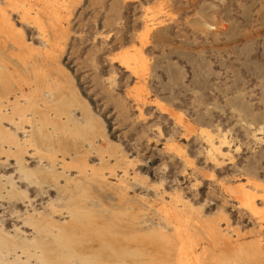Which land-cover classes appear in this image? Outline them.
I'll return each mask as SVG.
<instances>
[{
  "label": "rangeland",
  "instance_id": "1",
  "mask_svg": "<svg viewBox=\"0 0 264 264\" xmlns=\"http://www.w3.org/2000/svg\"><path fill=\"white\" fill-rule=\"evenodd\" d=\"M0 10L27 44L0 33L13 91L21 77L49 83L61 126H83L91 114L109 143L90 145L65 125L41 152L27 148V176L17 148L0 140V238L30 244L39 238L30 220H44L114 264H179L183 246L200 264H264V0H0ZM59 78L82 105L65 103ZM208 131L216 145L225 141L218 156ZM77 208L89 222L69 223ZM100 238L141 256L121 263Z\"/></svg>",
  "mask_w": 264,
  "mask_h": 264
},
{
  "label": "bare ground",
  "instance_id": "2",
  "mask_svg": "<svg viewBox=\"0 0 264 264\" xmlns=\"http://www.w3.org/2000/svg\"><path fill=\"white\" fill-rule=\"evenodd\" d=\"M28 8H29V6H28ZM30 12H31V8L29 11V9L25 8V6H24L23 17L28 18L30 20L29 17H30V14H32ZM4 13H3L2 17H0V19H1L0 20V33L4 34V36H5L4 38L11 37V39L13 40L14 43H16L18 45H22L23 48H26V47H24V46H27L24 34L21 31L16 29L15 23L11 20V17L8 16L9 14L6 15ZM32 18H33L32 20H34L33 22H36L39 25L42 24V21L40 20L39 15L36 14ZM28 19H26V20H28ZM5 43H4V40L2 42L0 39V55L2 53V49H4L3 46H5ZM139 55H140V57L136 59L137 62H141L144 59L143 55L141 56V51H139ZM25 58H23L24 64H26ZM6 73H8L10 76L12 74V72L9 71V68L6 66L5 60L2 57H0V140H2L3 142L4 141L7 142V144L9 143L8 146H10V144H11L12 147L14 145L17 148L16 155L18 157V162L21 166L20 169L23 172H25L27 176H29L30 173L28 172V170H26V166L23 163L24 155L26 154V152L28 150L27 148L28 147H35V149L38 152H41L42 149H41V147H39V143H41V142L45 143L47 141L51 142L52 141L51 139L56 138L57 133H59V131H61V129L65 128V125L67 127V130H68L69 126H70V128H75V127H71V125H69V124L68 125L65 124V125L61 126L62 124H64V122L61 123L59 116L63 113V110L60 108V105L57 106V104L54 105V103H52V102H54V98H52V99L49 98V97L53 96V93H54L53 89H52L53 87H51V85L49 83L45 82V83L40 84V85H39V83H37V84L35 83L36 85L35 84L33 85L32 84L33 82L30 79L32 76H30L29 79L26 77H21L20 80H18V85L20 88L19 92L15 91V90L13 91V87L10 84L11 78L9 76H7ZM49 80H47V81H49ZM57 80H58V78H57ZM59 80H60V83L62 84V86L65 87V89H66L67 86L65 84H67V82L65 81V84L63 85L62 81L64 79L59 78ZM23 82L31 84V86L30 85L28 86L29 87L28 90L26 89V87L23 86V84H22ZM68 87H69L68 89H70V86H68ZM43 88H45V89H43ZM68 89H66V90L69 91V94H65V98H67L65 100V103L73 104V102H79L82 105L81 102L84 99L82 100L81 97L80 98L75 97L77 93L75 92L76 93L75 94L72 91V89H71L72 92ZM11 93L14 95V97H15L14 99L9 98V95ZM77 96H79V95L77 94ZM21 97H23L25 99L24 102H22ZM5 100L8 102L7 105L4 104ZM83 102H85V101H83ZM76 104H78V103H76ZM86 104H88V103L86 102ZM8 106L11 109V111L5 112V109L8 110ZM86 106H89V105H86ZM55 108H56V112L54 113V117H53V115L51 116V114H50V110L55 109ZM85 108H84V110H85ZM86 112H87V110H86ZM69 118H65V119H69ZM83 118H84L82 121L83 126L76 127L73 130L69 129L71 131V133L73 132L72 135H74L75 137L81 136V138L84 141L88 140V142H90V145L93 144V140H92L93 138H95V137L99 138V140H98V141H100L99 146H101L103 149H107L109 143H108L105 135L99 133V129L97 128L98 126H96V124L93 123V121H92L93 117L91 118V114H86ZM5 120H7L11 124H13L17 130H15V128H14V130H11L7 125L4 124ZM64 121H66V120H64ZM71 122H72V120H71ZM23 123L30 124V126H31V128L29 129L30 132L25 129ZM74 123H75V120H74ZM21 128H22L21 131L23 132V130H24V132H25V135L23 134L24 136H26L25 139H21V137L16 134L17 133L16 131H18V129H21ZM51 128H53V129L51 130ZM86 129H89L91 132L90 133L88 132V134H87ZM206 133H207L209 144H210L211 155L212 156H218L221 153V145L225 141H220L221 145H216L214 142V138L211 135V133L209 131ZM2 141H0V142H2ZM2 146H1V148H2ZM2 149L3 150L1 152L4 151V148H2ZM5 150L7 151V149H5ZM6 151H5V153H6ZM8 152H9V150H8ZM10 153H8V154H10ZM10 156H11V154H10ZM85 168L86 167H84V169ZM12 186H13V183H12ZM242 189H243V193L245 194L246 190H244V188H242ZM11 192H12V190H11ZM246 201H247V199H246ZM263 201H264V197H263ZM248 206L253 211L258 210L257 209V203L253 198H248ZM69 213L71 216V220L69 221V223L73 224L74 226H76V224L84 222L85 219H87L89 222L90 216H91V215L87 214L86 212H83L82 210H80L78 208L75 210H70ZM30 222L34 226V228L38 231V232L37 231L36 232L38 233L39 238L36 237L34 240H32V242H30V244L20 246L22 248L23 252H25V253L27 252L26 255H28V257L24 253H22V254L25 255V257H27L28 259L26 258V260L23 261L21 259L22 257L19 256L18 250H17L18 254L14 253V251H16V249L19 246L8 241L3 236L2 238H0V264H32V261L30 262V257H36L37 261H38L37 263H40V264L41 263L42 264H73L72 261L75 258H77L79 260L80 264H114L113 262L110 261V259L107 260L104 252L102 253V251H94L93 252L91 250V252H90L88 250L90 252V253H88L86 250V252H84L82 249L85 250V248L81 244H83V242H84L83 240H85V239H81V240L78 239L76 241V239L79 237H77V238L74 237L75 234L71 233L70 230L68 231L66 229L67 227L61 228V227L54 226V228H56V229L54 230V228L51 227L50 228L51 230H50L48 228V224H47L48 221L46 223V221H44V220L43 221H38V220L31 221L30 220ZM84 223H86V222H84ZM49 227H50V225H49ZM214 229H215L214 231H216V233L214 232L215 233L214 235H216L217 233L221 234L222 230L220 229V227H214ZM56 230L58 233H55ZM44 233H46L45 235H48V236L52 235L50 237H53L52 240L58 247L57 249H55L57 251L56 252L57 256H53L50 254V252H49L50 248L48 247L49 242L44 241L43 238H41V236ZM86 234H88V232ZM76 235H78V234H76ZM97 235H98V232H97ZM42 237H44V235ZM101 239H103V242L105 243L104 247H106V249H111L114 251V253L117 252L115 254L112 253L111 256L115 255L113 257L119 258L121 263L124 262L123 259L125 257L130 256L132 258H135V257L141 256V254L139 253V251H141V250H139V249H138L139 251H136V249H135L134 251L126 250L125 252H123V251L118 252L115 249L116 247L113 246L112 242L110 241L111 239L100 238V240ZM78 241H79V243H78ZM53 242H51V243H53ZM79 245H81V247H83V248L80 249ZM31 247H34V250H31ZM183 247H185V246H183ZM183 247H181L182 249L178 253L179 264H200V262L197 261L196 258H194L193 252L191 250L186 251ZM6 248H7V251H4V249H6ZM50 250H52V249H50ZM11 251H13V254H16L17 256H13V258L10 259L9 258L10 256H7L8 254L5 252L12 253ZM107 251H109V250H107ZM10 255H12V254H10ZM111 256H109V257H111ZM135 262L139 263V264L142 263L141 261L140 262L135 261ZM151 264H154V262H151Z\"/></svg>",
  "mask_w": 264,
  "mask_h": 264
}]
</instances>
